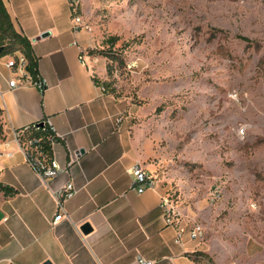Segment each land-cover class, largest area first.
<instances>
[{"label":"rangeland","instance_id":"374dc122","mask_svg":"<svg viewBox=\"0 0 264 264\" xmlns=\"http://www.w3.org/2000/svg\"><path fill=\"white\" fill-rule=\"evenodd\" d=\"M80 3L105 93L155 144L149 175L203 230L198 264H264V0Z\"/></svg>","mask_w":264,"mask_h":264},{"label":"crops","instance_id":"0c3cea01","mask_svg":"<svg viewBox=\"0 0 264 264\" xmlns=\"http://www.w3.org/2000/svg\"><path fill=\"white\" fill-rule=\"evenodd\" d=\"M2 1L31 42L45 88L40 92L20 76L21 84L10 88L13 75L0 58V183L16 190L12 197L0 195V264H195L204 250L190 240L192 227L184 220L166 223L163 191L156 183L141 194L132 189L136 165L154 169L155 144L129 126L121 102L100 91L103 68L95 69L87 53L92 39L73 32L68 0ZM43 121L57 134L53 159L63 167L72 161L69 173L49 187L71 181L77 189L56 222V201L15 137ZM84 224L91 227L87 234ZM178 229L184 230L180 244Z\"/></svg>","mask_w":264,"mask_h":264},{"label":"built area","instance_id":"2783aa9c","mask_svg":"<svg viewBox=\"0 0 264 264\" xmlns=\"http://www.w3.org/2000/svg\"><path fill=\"white\" fill-rule=\"evenodd\" d=\"M81 0H68L71 11V23L73 32H84L86 35L92 37L93 30L91 25H89L83 17L81 16ZM5 67L9 69L13 75V78L9 81L10 88H16L21 83L18 81V77L24 81L25 79L32 82L31 78L26 74L25 69L27 66V62L25 58L21 55L5 57ZM81 59L82 54H81ZM33 85L42 92L45 88V82L42 79H39L38 82H32ZM101 92H105V88L103 86H99ZM46 125L49 127L51 132L50 141L54 144L57 140V134L55 133L50 121H46ZM17 141L20 144L18 133L15 135ZM22 151L25 154L27 162L34 169L36 174L38 175L41 183L49 189L50 193L53 195V198L56 201V206L58 209V214L54 218L53 222L59 221L63 217L64 206L63 204L73 198L77 189L73 185L71 181L65 182L57 189L52 190L49 187L50 181L56 179L62 173H69V166L72 163L70 161L66 166H61L57 163L53 157L50 160L45 159L41 154L35 149L30 142H26L24 144H20ZM155 188V181L149 173H147L140 165H136L132 171V189H134L137 193L141 194L144 191ZM218 194V189L215 188L211 193L212 196H216ZM160 208L163 211V215L165 221L168 225H176L178 222V215L174 210L170 199L168 197H163L161 199ZM184 230L178 229L175 237V243L180 244L182 241ZM189 237L191 241H196L200 243L204 239V233L200 226H193L189 231ZM140 264H151L143 259H139Z\"/></svg>","mask_w":264,"mask_h":264},{"label":"trees","instance_id":"16d2710c","mask_svg":"<svg viewBox=\"0 0 264 264\" xmlns=\"http://www.w3.org/2000/svg\"><path fill=\"white\" fill-rule=\"evenodd\" d=\"M248 41L246 38H242ZM111 45L115 44L116 39H109ZM21 55L25 58L27 66L25 69L26 74L31 78L32 82H38V59L33 53L31 42L28 38L19 33L11 20L9 13L2 0H0V58ZM96 84H100L94 76ZM103 87V83L101 84ZM43 125L38 124L29 125L23 128L18 133L20 144L30 142L32 146L45 159L50 160L53 156V144L50 141L51 132L46 125V121L41 122ZM5 135L2 126V110L0 108V143L4 141ZM16 194V190L12 187L0 183V195L5 197H12ZM204 256V253H196ZM193 259L195 264H198L201 257Z\"/></svg>","mask_w":264,"mask_h":264},{"label":"water","instance_id":"95a60500","mask_svg":"<svg viewBox=\"0 0 264 264\" xmlns=\"http://www.w3.org/2000/svg\"><path fill=\"white\" fill-rule=\"evenodd\" d=\"M43 124L42 123H39L38 126H42ZM82 152V151H81ZM2 218V215L0 214V220ZM81 230L83 231V233L87 234L91 231V227L89 224H84L82 227H81Z\"/></svg>","mask_w":264,"mask_h":264}]
</instances>
